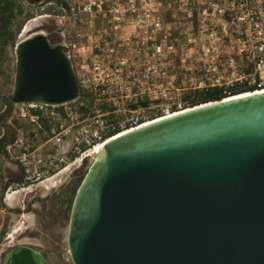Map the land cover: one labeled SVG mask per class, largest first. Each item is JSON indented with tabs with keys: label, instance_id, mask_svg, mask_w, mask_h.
Returning <instances> with one entry per match:
<instances>
[{
	"label": "water",
	"instance_id": "water-1",
	"mask_svg": "<svg viewBox=\"0 0 264 264\" xmlns=\"http://www.w3.org/2000/svg\"><path fill=\"white\" fill-rule=\"evenodd\" d=\"M15 55L0 156L21 176L6 182L3 198L24 178L8 151L13 132L5 123L15 106L59 105L79 95L71 60L48 34L22 39ZM161 118L106 143L68 181L80 182L69 210L72 263L264 264V93ZM0 264L50 263L43 249L18 245Z\"/></svg>",
	"mask_w": 264,
	"mask_h": 264
},
{
	"label": "built area",
	"instance_id": "built-area-1",
	"mask_svg": "<svg viewBox=\"0 0 264 264\" xmlns=\"http://www.w3.org/2000/svg\"><path fill=\"white\" fill-rule=\"evenodd\" d=\"M44 16L58 23L79 95L15 106L8 151L24 178L5 195H47L109 141L200 95L264 92V0H66Z\"/></svg>",
	"mask_w": 264,
	"mask_h": 264
},
{
	"label": "rangeland",
	"instance_id": "rangeland-1",
	"mask_svg": "<svg viewBox=\"0 0 264 264\" xmlns=\"http://www.w3.org/2000/svg\"><path fill=\"white\" fill-rule=\"evenodd\" d=\"M29 0H23L27 5H30ZM43 15H37L36 18L29 20L19 33L17 41L22 40L25 26H29V34L43 32L48 34L49 38L57 43L58 23L54 18H40ZM23 19V17L21 18ZM36 19V21H35ZM56 40V41H54ZM16 55L14 52H9V59L6 66L9 67L8 77H3V93L6 97L12 95L14 89ZM7 104V102L5 101ZM6 106H0V117L5 113ZM7 124V123H5ZM8 125V124H7ZM5 135L3 127L0 125V139ZM14 138V133H12ZM0 166L3 169L4 185L0 187V234L3 229L6 230V235L1 241L0 252L9 245H29L36 248H43L47 251V258L50 264H73L71 256L68 252V228L69 219L59 223L55 229L50 230L45 225H41L35 213H19L17 209H25L28 204L38 195L43 192L42 188H35L33 192H18L16 194L5 195L3 198L5 184L10 179H18L21 176V171L12 163L0 156ZM42 187V186H41ZM44 188V187H43ZM45 189V188H44ZM5 200V201H4ZM38 205V204H37ZM48 223H50L48 221ZM15 231H20L19 234H14ZM10 249V248H9ZM7 249L6 251H8ZM2 256H0L1 259Z\"/></svg>",
	"mask_w": 264,
	"mask_h": 264
},
{
	"label": "trees",
	"instance_id": "trees-1",
	"mask_svg": "<svg viewBox=\"0 0 264 264\" xmlns=\"http://www.w3.org/2000/svg\"><path fill=\"white\" fill-rule=\"evenodd\" d=\"M63 5L66 0H59ZM60 12V5L50 4L41 6L27 5L23 0H0V106L5 105L6 96L3 93V77H8L9 67L6 63L9 59V52H14L18 43L17 38L24 25L43 14H57ZM23 17V19H21ZM56 41V40H54ZM217 91L200 95L198 102L202 104L219 100ZM3 169L0 166V187L4 185ZM6 230L3 229L0 234V245Z\"/></svg>",
	"mask_w": 264,
	"mask_h": 264
},
{
	"label": "flooded vegetation",
	"instance_id": "flooded-vegetation-1",
	"mask_svg": "<svg viewBox=\"0 0 264 264\" xmlns=\"http://www.w3.org/2000/svg\"><path fill=\"white\" fill-rule=\"evenodd\" d=\"M77 172L78 171L73 172L59 187H64L61 192L53 194L56 190L55 189L47 195H38L31 200L24 211L27 214L35 213L38 217L39 223L45 225L50 230L55 229L59 223L68 220L70 218L69 210L71 202L77 192L80 182L73 180L72 182H69V184L67 183L70 179L77 176ZM48 221L50 223H48ZM43 250L45 251V254H47V251L45 249Z\"/></svg>",
	"mask_w": 264,
	"mask_h": 264
},
{
	"label": "bare ground",
	"instance_id": "bare-ground-1",
	"mask_svg": "<svg viewBox=\"0 0 264 264\" xmlns=\"http://www.w3.org/2000/svg\"><path fill=\"white\" fill-rule=\"evenodd\" d=\"M40 18H45V16H43V17H40ZM35 21H36V19H35ZM29 26H25V29H24V34L22 35V39H25L26 37H28L30 34L28 33L29 32ZM33 35V34H32ZM261 93H264V92H257V93H254V94H247V95H243V96H239V97H235V98H231V99H229V100H233V99H237V98H242V97H246V96H251V95H255V94H261ZM225 101H228V100H225ZM189 110H191V109H188V110H185V111H174V112H171V113H169V114H166V115H163V116H161L162 118L161 119H166V118H169V117H172V116H174V115H177V114H179V113H183V112H187V111H189ZM173 113H175V114H173ZM151 123H153V122H150V123H147V124H145L144 126H146V125H149V124H151ZM135 130V129H134ZM130 131H133V130H130ZM130 131H128V132H130ZM128 132H124L123 134H125V133H128ZM123 134H121V135H123ZM99 149V148H98ZM44 187V186H43ZM16 193H18V192H15L14 194H16ZM5 199H6V197H5ZM9 199V196L7 197V199L6 200H8ZM5 201V200H4ZM19 232L20 231H15V233L14 234H19Z\"/></svg>",
	"mask_w": 264,
	"mask_h": 264
},
{
	"label": "clouds",
	"instance_id": "clouds-1",
	"mask_svg": "<svg viewBox=\"0 0 264 264\" xmlns=\"http://www.w3.org/2000/svg\"><path fill=\"white\" fill-rule=\"evenodd\" d=\"M115 139V138H114Z\"/></svg>",
	"mask_w": 264,
	"mask_h": 264
}]
</instances>
